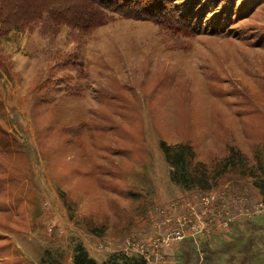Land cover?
I'll list each match as a JSON object with an SVG mask.
<instances>
[{
    "label": "rangeland",
    "instance_id": "1",
    "mask_svg": "<svg viewBox=\"0 0 264 264\" xmlns=\"http://www.w3.org/2000/svg\"><path fill=\"white\" fill-rule=\"evenodd\" d=\"M174 3L194 30L190 38L126 18L81 38L53 25L47 15L25 31L12 27L0 34V128L9 127L27 153L30 177L24 186L32 191L31 199L17 207L3 177L12 162L1 158L0 224L11 231L0 229V264H10L15 256L22 264H72L79 242L101 264L114 253L133 256L124 241L156 234L155 208L175 201L194 204L207 191L217 195L219 208L237 214L264 204V163L260 167L255 159L264 148V0ZM61 53L80 66L64 67L55 57ZM52 75L61 94L68 92L59 117L69 122L70 137L79 133L77 119L91 124L111 119L117 125L104 142L114 152L99 156L96 179L74 175V165L81 164L76 150L63 154L52 149L51 138L45 148L38 139L36 123L48 126L52 120V113L36 108L41 86ZM66 76L73 77L71 82ZM162 141L170 146L192 142L196 161L209 164L221 160L226 141H232L253 175H230L211 182L209 189H184L170 177ZM226 184L231 189L222 198ZM236 196L247 202L237 204ZM30 202L37 205L33 219ZM167 261L264 264V209L211 240L172 244Z\"/></svg>",
    "mask_w": 264,
    "mask_h": 264
},
{
    "label": "trees",
    "instance_id": "2",
    "mask_svg": "<svg viewBox=\"0 0 264 264\" xmlns=\"http://www.w3.org/2000/svg\"><path fill=\"white\" fill-rule=\"evenodd\" d=\"M45 15L49 17L53 25L68 27L81 38L118 18L150 21L159 30L174 36L190 38L194 35L188 17L178 9L174 0H0V34H5L12 27H19L25 31ZM55 57L60 58L64 67L75 64L77 67L80 66L70 54L61 53L56 54ZM53 68L50 71L55 74L56 70ZM66 79L71 82L73 77L66 76ZM41 88L44 94L43 98L37 102L36 108L42 110V113L45 111L52 113V120H48V123L50 122L48 126L36 123L37 136L42 142V147L45 148V142L51 138L54 141L52 149L61 150L63 154H66L73 148L77 152V162L79 159L83 164L74 165V175L86 180L96 179L100 170L97 161L99 156L104 151L114 152L113 148L105 146L104 142L108 138L107 134L112 129H116L115 121L108 119L102 122L103 124H99L100 122L91 124L87 120L77 119L79 133L70 137L67 130L69 122L59 117L66 106L68 92L61 94L62 87L55 79V75L49 77ZM8 131L9 127L6 130L0 128V159L12 162L9 173L3 174V177L6 179L9 190L12 191L11 198L18 207L25 200H30L32 194L30 190L26 192L27 186L26 184V187L24 186V181L30 177L28 155L23 146ZM137 134L138 131H136ZM160 145L167 163L172 168L170 172L172 181L184 189H191L194 186L209 189L211 182L238 173L247 176L252 169L241 150L232 141H226L224 157L221 160H213L210 164L196 161V146L192 142H181L170 146L162 141ZM257 148L259 149V146ZM259 151L260 154L255 159L262 167L264 148H260ZM252 175L250 173L249 176ZM34 199L32 196L33 201ZM28 205L29 218L33 219L37 212V205L32 202ZM0 229L4 232L11 231V227L5 224H0ZM91 231L97 235L99 232V235L103 233L102 229ZM10 264H22V261L15 256ZM72 264H98V262L90 256L84 244L79 242L73 250ZM104 264L147 263L134 255L114 253Z\"/></svg>",
    "mask_w": 264,
    "mask_h": 264
},
{
    "label": "built area",
    "instance_id": "3",
    "mask_svg": "<svg viewBox=\"0 0 264 264\" xmlns=\"http://www.w3.org/2000/svg\"><path fill=\"white\" fill-rule=\"evenodd\" d=\"M222 198L229 196L231 184L224 186ZM239 205L247 202L242 196H236ZM264 209L261 202L231 212L227 206L219 208V200L213 191L201 194L196 203L175 201L167 206H159L153 211V220L160 222L155 225L157 232L148 239L129 236L125 239V249L132 252L147 264H167V249L172 244L191 240L198 243L200 239L211 240L223 232H227L240 218L260 215ZM100 248L103 244L99 245Z\"/></svg>",
    "mask_w": 264,
    "mask_h": 264
},
{
    "label": "crops",
    "instance_id": "4",
    "mask_svg": "<svg viewBox=\"0 0 264 264\" xmlns=\"http://www.w3.org/2000/svg\"><path fill=\"white\" fill-rule=\"evenodd\" d=\"M185 241H186V240H185ZM189 241H191V240H189ZM183 242H184V241H183ZM183 242H181V243H183ZM181 243H180V244H181ZM211 246H212V245H211ZM86 249H87V251L89 252L90 256H91L92 258H94V259L98 262V264H101L99 258H98L97 255L95 254V252H92L88 246L86 247ZM108 257H109V255L107 256V258H108ZM107 258H106V259H107ZM106 259H105V261H106ZM102 263H103V262H102Z\"/></svg>",
    "mask_w": 264,
    "mask_h": 264
}]
</instances>
